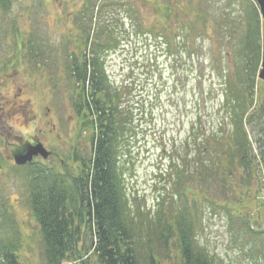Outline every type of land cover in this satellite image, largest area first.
Returning a JSON list of instances; mask_svg holds the SVG:
<instances>
[{
  "label": "trees",
  "instance_id": "16d2710c",
  "mask_svg": "<svg viewBox=\"0 0 264 264\" xmlns=\"http://www.w3.org/2000/svg\"><path fill=\"white\" fill-rule=\"evenodd\" d=\"M84 1L89 26L85 30L78 25L79 34L85 37L68 55L66 68L72 85L71 106L83 129L89 131V150L84 155L73 150L71 156L59 159L57 164L32 162L16 166L26 169L21 177L26 181L27 205L39 228L44 264L80 261L82 252L93 253L98 264H142L134 236L140 242L143 238L149 250L143 264H160L162 252L171 248L181 264H221L197 237L200 196L218 205L217 198L205 188L212 183L218 184L213 194L221 198L219 206L229 218L239 220L236 237L243 243L249 239L264 247V211L260 209V205L264 206V80L258 77L261 18L255 1L237 0L239 9L235 2L226 0L223 11H215L219 16L212 18L210 30L205 29L210 8L200 9L183 21L171 1L163 2V8L158 9L162 14L158 26L134 20L139 13L134 3L125 11L130 21L124 29V5L118 0H103L99 5L95 0ZM187 2L192 4V0ZM3 4L0 0L1 7ZM126 30L128 39L158 40V50L178 68L171 72L169 96L175 92L185 96L189 87L191 92L186 137L169 143L177 155L172 158L164 146H160V152L168 162L165 170H173L172 178L177 179L174 187H180L182 181L192 182L197 188L192 197L188 186L178 191L175 197H185L186 203L168 216L157 209L156 221L148 220L147 212L128 204L123 191L124 160L132 154L136 117L155 116L154 106L146 114L141 113L145 104L140 96L144 88L140 78L156 64L155 57L154 65L145 64L139 48L134 47L127 61L128 77L121 81L113 78L108 55L118 47L121 51L126 48L120 41ZM213 37L220 46L221 58H208L202 53L215 48ZM30 41L28 54L36 57L33 38ZM122 67L124 70L125 65ZM158 77L160 80L161 74ZM215 86L220 87L219 92L213 90ZM184 103L182 96L176 101L183 111ZM136 110L140 113L135 114ZM162 202L159 199L158 205ZM2 204L5 210L0 215V264H19L21 234L14 226L15 220L5 213L9 201ZM86 230L90 243L82 250L80 240ZM152 234L160 249L156 252L150 250L154 245Z\"/></svg>",
  "mask_w": 264,
  "mask_h": 264
},
{
  "label": "rangeland",
  "instance_id": "374dc122",
  "mask_svg": "<svg viewBox=\"0 0 264 264\" xmlns=\"http://www.w3.org/2000/svg\"><path fill=\"white\" fill-rule=\"evenodd\" d=\"M92 1L87 2L92 3ZM102 1L95 0L96 5ZM118 1L124 5L122 7L123 19L125 18L124 29L129 27L130 21V15L127 16L125 11L134 3L138 5L137 10L139 11L136 13V18H133L134 20L145 24L153 22L160 26L162 14L158 9L163 8V2L171 1L172 8L180 12L179 20L183 21L191 18L190 15H194L200 9L210 8L207 11L205 23V29L208 27L210 30V26H213L212 18L219 16L215 14V11H223L221 7L226 0H192V4L188 3V0H179L178 4L175 0ZM232 1L239 6V9L241 8L237 0ZM12 2L14 6L9 11L0 9V64L7 62V68L0 67V103H2L0 104L2 107L0 108V215L5 210L2 203L8 200L9 205L5 213L15 220L14 226L21 234V246L18 250L19 264H44L39 228L27 205L26 181L21 177L26 169L23 171L21 167L18 169L7 153L11 155L10 151H14L35 133L39 134L47 150L53 151L50 158L43 161L44 164H57L59 159L71 156L70 153L76 149L83 155L88 152L89 131L83 129L82 122L77 118L71 106L72 85L66 67L69 62L68 55L76 50L77 43L82 42L85 37V34L83 36L79 34L78 25L87 30L89 16L83 9L84 0H14ZM202 25L200 23L199 27ZM128 30L120 37L121 43L126 48L121 51L118 47L108 55L109 71L116 81L126 79L129 67L127 61L132 58L134 47L139 48L138 53L145 64L154 65L152 59L155 57L154 69L143 79L140 78L143 83L141 87H144L140 96L145 104L141 113L146 114L148 108L154 106L155 116H135L136 139L131 156L124 160L127 169L125 167L123 191L128 196V204L131 203L136 210L140 208L147 212L148 220L150 218L156 221L157 209H162L163 213L168 216L179 211L186 203L185 197H175L178 191L181 192L184 187L188 186L189 196L192 197L197 188L192 182L187 184L182 181H179L180 187H174L173 184L177 183V179L172 178L173 170L171 173L167 172L169 169L165 170L168 162L160 152V146H164L169 151L168 155L174 158L177 155L171 150L169 143L172 140L178 142L186 137V127L191 117L187 105L191 100V92L189 87L185 96L177 92L169 96L167 89L172 88L173 81V78L170 79L171 72L178 68L173 67L170 57L165 56L161 49L158 50V40L154 38L151 41H142L139 38L128 39L126 35ZM27 35L31 39L33 37L36 57L28 54V44L31 39H27ZM212 39L215 48L210 53L207 51H202V53L208 58L212 56L221 58L220 46L215 42V37ZM206 42H208L207 39H205ZM121 65H125L124 70ZM153 72H155L154 76L151 77L150 74ZM159 74H161L160 80ZM4 75L9 77L4 78ZM18 85L22 88V96L19 99L25 102V99L29 98L30 105L27 110L31 111L29 116L32 117L28 122L23 121L22 115L21 117L17 115L20 119H15L16 115L11 112L13 104L5 103L13 92L17 93ZM213 90L219 92L220 87L215 86ZM180 96L185 102L184 111L176 104ZM18 107L19 105L16 107L17 110ZM138 113L140 111L136 110L135 114ZM227 127L230 126L227 124ZM248 134L252 148L256 151V143L250 130ZM254 183L256 184L255 181ZM217 186L218 184L212 183L209 184V188L205 187L208 193H212V196L217 198V206L210 204L214 202L203 201L205 199L203 196H200L197 202L198 216L201 220L197 229L200 242L221 261V264H264V247L260 243L255 244L249 239L243 243L236 237V234L240 232L239 220L229 218L226 211L219 206L221 198L214 195ZM261 196L264 197V194ZM159 199L163 201L161 206L158 205ZM191 205L188 204L189 207ZM251 208L255 209V206L252 204ZM260 209L264 211V206L260 205ZM151 238L154 245L150 250L159 251L153 234ZM134 240L143 264L144 257L149 250L142 243L143 238L140 242L134 236ZM89 243L88 232L83 231L80 240L81 249L84 250ZM82 253V260L65 261L64 264H98L93 253ZM160 264L181 263L176 251L171 248L169 252H162Z\"/></svg>",
  "mask_w": 264,
  "mask_h": 264
},
{
  "label": "flooded vegetation",
  "instance_id": "af4514ba",
  "mask_svg": "<svg viewBox=\"0 0 264 264\" xmlns=\"http://www.w3.org/2000/svg\"><path fill=\"white\" fill-rule=\"evenodd\" d=\"M4 1V4H3V6L1 7L0 6V9L2 10V11H9V9L10 8H12L13 6H14V4H13V2L12 1H14V0H3ZM33 38V37H32ZM27 39H31L29 36H27ZM26 55H27V53H26ZM0 67L1 68H7V62L5 61V63H1L0 64ZM8 74V73H7ZM5 77L4 78H8L9 76L7 75H4ZM1 82H3V81H1ZM24 90V89H23ZM22 96V88L21 87H19V85H18V88H17V93H15V92H13L12 93V95H11V97H10V99H8V100H6L5 101V103H8L9 102V105L10 104H13V107H12V113H14L15 115H16V117H15V119H20V118H18L17 117V115H19L20 117H21V115L23 116V118H24V122H28L30 119H31V117L32 116H29V114H31V111H29V110H27V108L29 107V105H30V102H29V98L28 99H25V102H23V99H19L20 97ZM23 102V103H22ZM18 103H20V104H18ZM29 103V104H28ZM0 104H2V103H0ZM19 105V109L17 110L16 109V107ZM0 108H2L1 107V105H0ZM16 110H17V113H16ZM1 112V111H0ZM53 125V124H52ZM53 127H55L54 125H53ZM59 134V133H58ZM60 136V135H59ZM36 143H42V145H43V142H42V140H41V138H40V136H39V134L38 133H35L34 134V136L33 137H30L29 138V140H26L24 143L22 142L20 145H19V147H17V148H15L14 149V151L12 150V151H10L11 152V155L9 154V152L7 153L8 155V157L9 158H11L12 159V161H13V156L15 155V154H20V153H22V152H24L25 151V149H26V147L28 146V145H30V144H36ZM44 146V145H43ZM45 147V146H44ZM46 149H47V147H45ZM49 150V149H48ZM50 152H51V155H52V153H53V151H51L50 150ZM50 155V156H51ZM50 156H49V158H50ZM48 158V159H49ZM45 159H43L42 158V156L40 155V154H38V155H36L34 158H33V160H32V162H42L43 163V161H44Z\"/></svg>",
  "mask_w": 264,
  "mask_h": 264
},
{
  "label": "water",
  "instance_id": "95a60500",
  "mask_svg": "<svg viewBox=\"0 0 264 264\" xmlns=\"http://www.w3.org/2000/svg\"><path fill=\"white\" fill-rule=\"evenodd\" d=\"M259 10L260 15L263 18L262 23V56H261V68L258 77L264 80V0H255ZM40 154L43 158H47L50 152L46 150L41 143L30 144L26 147L25 151L20 154L14 155V162L17 165H22L27 162H31L34 156Z\"/></svg>",
  "mask_w": 264,
  "mask_h": 264
}]
</instances>
